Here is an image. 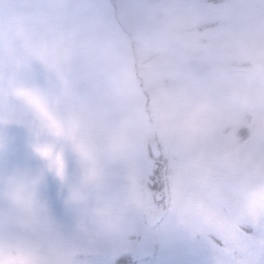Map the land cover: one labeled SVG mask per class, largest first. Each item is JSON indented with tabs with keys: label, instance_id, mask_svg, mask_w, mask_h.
I'll return each mask as SVG.
<instances>
[{
	"label": "snow or ice",
	"instance_id": "6c2138e0",
	"mask_svg": "<svg viewBox=\"0 0 264 264\" xmlns=\"http://www.w3.org/2000/svg\"><path fill=\"white\" fill-rule=\"evenodd\" d=\"M205 103L181 100L178 147L146 140L125 164L65 87L0 60V149L19 135L31 161L0 171V264H141L174 243L177 218L200 221L190 237L199 264H264V133L243 145L210 137ZM133 204L156 224L134 220Z\"/></svg>",
	"mask_w": 264,
	"mask_h": 264
},
{
	"label": "rangeland",
	"instance_id": "374dc122",
	"mask_svg": "<svg viewBox=\"0 0 264 264\" xmlns=\"http://www.w3.org/2000/svg\"><path fill=\"white\" fill-rule=\"evenodd\" d=\"M5 58L65 87L125 164L146 140L162 150L182 143L174 113L191 93L206 101L210 137L243 145L264 133V0H0ZM29 163L17 135L0 155V171ZM53 203L62 213L54 191ZM129 215L146 227L158 219L137 204ZM199 225L168 222L176 240L141 264H199L190 243Z\"/></svg>",
	"mask_w": 264,
	"mask_h": 264
},
{
	"label": "clouds",
	"instance_id": "9594fccd",
	"mask_svg": "<svg viewBox=\"0 0 264 264\" xmlns=\"http://www.w3.org/2000/svg\"><path fill=\"white\" fill-rule=\"evenodd\" d=\"M9 144L6 145L4 148L0 149V155H3V153L7 150Z\"/></svg>",
	"mask_w": 264,
	"mask_h": 264
},
{
	"label": "water",
	"instance_id": "95a60500",
	"mask_svg": "<svg viewBox=\"0 0 264 264\" xmlns=\"http://www.w3.org/2000/svg\"><path fill=\"white\" fill-rule=\"evenodd\" d=\"M150 141H154V142L158 143V141L156 139H150Z\"/></svg>",
	"mask_w": 264,
	"mask_h": 264
}]
</instances>
